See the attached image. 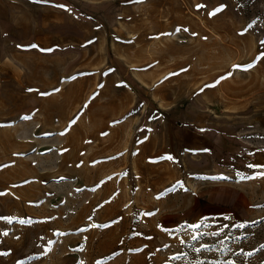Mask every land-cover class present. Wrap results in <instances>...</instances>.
<instances>
[{"label": "rangeland", "instance_id": "1", "mask_svg": "<svg viewBox=\"0 0 264 264\" xmlns=\"http://www.w3.org/2000/svg\"><path fill=\"white\" fill-rule=\"evenodd\" d=\"M0 264H264V0H0Z\"/></svg>", "mask_w": 264, "mask_h": 264}, {"label": "snow or ice", "instance_id": "2", "mask_svg": "<svg viewBox=\"0 0 264 264\" xmlns=\"http://www.w3.org/2000/svg\"><path fill=\"white\" fill-rule=\"evenodd\" d=\"M60 7H63L62 5ZM198 7H205L204 5H199ZM215 14V13H213ZM239 67V66H237ZM25 119H28V117H25ZM192 227H199V225H193ZM5 235H7V233H5ZM193 239H196V237H193ZM195 251H199V249H194Z\"/></svg>", "mask_w": 264, "mask_h": 264}]
</instances>
